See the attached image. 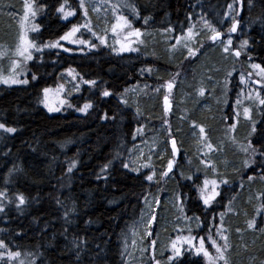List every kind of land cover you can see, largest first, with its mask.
<instances>
[{"label": "trees", "instance_id": "obj_1", "mask_svg": "<svg viewBox=\"0 0 264 264\" xmlns=\"http://www.w3.org/2000/svg\"><path fill=\"white\" fill-rule=\"evenodd\" d=\"M128 1L136 11L132 7V12L124 9L123 13L133 29L152 35L150 45L146 43L137 51L116 54L106 45L95 49L66 45L68 51L43 47L59 40L73 25L80 24L82 8L79 0H67L65 10L74 9L76 15L65 19L57 11L64 0H32L38 9L39 29L31 33V38L42 51L34 50L33 59L27 63V84H0V123L16 129L14 133L0 129V191L6 194V201L1 198L4 211L0 212V240L11 251L34 257L36 264H128L126 247L131 242L133 229L145 210L147 196L157 194L158 187L173 198L179 197L187 216L199 217L201 228L196 234L204 236L231 203L236 210L231 221L241 222L246 208L244 196L239 195L245 193L248 183L251 189H259L264 194V157L257 154L256 163L246 168L242 163L244 158L239 159L227 148L226 156L241 162V167L226 177L228 183H222L216 199L204 205L199 193L204 177L197 163L199 157L192 156L184 144L188 141L186 134L190 125L195 127L209 115L215 116V120L205 121L204 128L207 138L212 140L214 130L228 125L230 119L225 118L233 105L241 109L250 105L241 103L240 107L236 101L245 89L240 74L248 77L252 72L251 64L264 67V0H252L251 7L248 0H243L242 8L237 3L231 11L228 5L233 4V0ZM23 4L24 0H0L1 35L15 31L8 13L17 12ZM237 11L236 19L240 23L235 33H229L232 19L228 20L225 13L233 16ZM205 21L222 33L218 40L209 39L212 32ZM189 28L196 33L192 47L195 55L188 53L181 58L166 59L164 46L186 35ZM229 35L234 40L230 51L225 53L223 49ZM244 40L248 45L241 49ZM149 46L152 49L148 50ZM237 49L241 51L239 57L234 55ZM145 66H154L158 71V76L145 75V80L154 85L143 82L138 74ZM70 68L79 79L94 80L96 84L83 83L77 94H71L69 100L73 108L50 113L41 102L43 90L63 84L64 74ZM33 75L36 79H32ZM173 75L179 79L181 91L184 89L192 98L180 109L170 107L166 112L165 90L156 91L155 84ZM197 77L206 81L207 87H203L201 96L208 98L213 107L212 112L200 114L199 119L191 105L197 101L196 92H199L192 82ZM140 82L143 84L139 88L144 93L136 111L126 105L128 101H124L123 96L129 87ZM262 86L256 90L264 98V82ZM104 90L111 95L102 96ZM172 98L173 104L177 103L174 94ZM85 103L93 107L84 114L78 113L76 110ZM253 122L256 132L250 137L252 144L264 152V105L259 104L243 125L241 144L247 142ZM137 128L141 129L138 137L147 143L150 140L153 147V155L148 161L144 159L141 168L129 165L139 140L135 136ZM171 131L182 134V137L177 135L178 154L174 155L168 145L167 153L160 157L163 141ZM217 138L222 140L220 136ZM230 152H234L233 155ZM169 158L177 165L183 164L179 170L182 175L178 176V167L167 176L156 169L167 164ZM187 159L191 161L185 163ZM148 175H154V179L148 181ZM19 194L25 197L24 205L18 204ZM256 222H263L262 218ZM153 232L154 229L152 235ZM254 236L257 243L248 247L246 256L256 257L257 263L264 264V230L260 229ZM0 252L5 253L0 264H13L6 249L0 248ZM183 253L175 262L169 261L170 254L166 252L145 256L135 264H206L201 256Z\"/></svg>", "mask_w": 264, "mask_h": 264}, {"label": "rangeland", "instance_id": "obj_2", "mask_svg": "<svg viewBox=\"0 0 264 264\" xmlns=\"http://www.w3.org/2000/svg\"><path fill=\"white\" fill-rule=\"evenodd\" d=\"M11 2L12 0H6ZM125 5H130L129 7H125ZM7 6V5H6ZM35 9V7H34ZM85 9L89 12V15L87 13V16L84 15ZM127 9L128 11L132 12V6L129 3L128 0H84V8H82V16L83 19L78 25H84L88 24L89 28H81L80 32H78L72 39L74 40H85L88 41V43L80 44V43H72L71 41L66 40H59L62 47H52L57 48L60 50L68 49V46L66 45H72V46H80V48H86V49H95V47H98L99 45H106L110 47L116 54H121L125 52L130 51H120L121 44H128L129 40L131 41V47L138 49L140 45H143L147 43V45H150L149 38L152 36L149 32L145 33V35H141L139 38L132 37L129 39H125L128 36V32L131 31V29H117L115 33L112 31L113 25L117 23V18L119 16H124L123 10ZM7 11V9H5ZM8 12V11H7ZM9 16L12 18V23L15 25V31L11 35H1L0 34V75L4 76L5 78L9 77L12 74V62L14 60H18L19 58L15 55L16 53V46L19 40V36L23 29L21 28V21L24 15V8L22 7L17 8V12L14 10L11 11V13H8ZM232 15H228V20H231ZM38 18L37 14L34 18H31L28 20L27 23L24 24V28H31L32 25L36 24V19ZM32 31L28 32V39L32 40L31 38ZM95 33V35H93ZM145 38L147 39H144ZM158 36V35H157ZM100 37H103L105 39V43L100 42ZM168 39V37H165ZM171 39V38H170ZM228 39V38H227ZM226 39V42H227ZM232 41L234 40L233 37H231ZM146 40V41H145ZM196 33L192 31V36L188 37V32L183 37L179 38L178 40L171 42L170 45L164 46V54L165 58L168 60H172L175 57H183L184 55H187L189 53V49H192L193 45L196 43ZM58 41V40H56ZM49 42L50 43H54ZM119 41V43H117ZM95 45V47H92L91 45ZM142 48V46H141ZM152 49L150 46L148 48ZM34 49L32 50L33 54ZM68 51V50H67ZM194 51V50H193ZM233 49L231 50V52ZM29 61H26L23 65V70L20 71L19 75L16 76L17 79H27L29 81V68L27 67V63ZM252 65V64H251ZM250 65V66H251ZM252 68V67H251ZM72 71V74L69 75V69L64 74V83L60 84L63 85V91L59 92L57 95V87L55 88H48L50 89L49 98L51 103L55 107H59L60 111L58 112H65L67 108H73L72 103L69 100V97L72 96L71 94H77L79 92V88L83 85V81L81 78H78V75L74 71L73 68H70ZM147 69H152V71H147ZM258 69L252 68V76L251 77H245V81L242 83L244 89V92L241 93L239 100L242 104H250L249 106L246 105L245 108H249L251 110L250 115L252 114V111L254 112L256 107L259 105L258 100L255 98L257 88H263V82L262 77L260 75H257ZM139 76L143 78V82H146L148 85L153 84L151 81L145 80V75H156L158 76V71L154 66H145L141 69H139ZM175 75L169 78V80L164 82H159L157 85L155 84L157 89H164L165 94L163 96V103L165 95L169 98L170 107L177 108L176 110L180 109L181 106L184 104V102H187L186 100H191L192 97L188 96L187 93L184 92V89L181 91L179 86V79L174 78ZM261 80L262 82L260 84L255 83V81ZM168 81L173 82V88L171 92L166 87V84ZM175 81V82H174ZM201 81V82H200ZM143 82L138 83L137 85H132L131 87L126 90V93L123 96L124 101H128L126 103L129 107H134L136 109L137 106H139L140 100H141V94L144 93L142 89L139 88V85L143 84ZM193 84L201 89L203 87H207L206 81L200 80L199 77L192 80ZM3 84V83H0ZM59 85V86H60ZM154 85V84H153ZM161 85H165V87H161ZM179 88V89H178ZM242 89V88H241ZM69 94V95H68ZM176 96L177 103L173 104V96ZM251 94V99L249 98V95ZM197 100L196 102H193L191 104L195 108L196 112V119H199V115L204 113L209 114L211 109H213L211 105V101L206 99H203L202 96L199 94V92H196ZM200 98V99H198ZM206 98V97H204ZM211 98V97H210ZM64 100L66 103L63 105L58 103V100ZM241 103L239 104L241 107ZM44 104V103H43ZM173 104V105H172ZM45 106V105H44ZM47 109V107H45ZM48 110V109H47ZM138 110V109H136ZM244 108L241 109L239 107H236L233 105L229 111L228 118V125L226 127L220 126L218 131L214 130L215 133L212 137V140L207 138V133L205 132L202 136L200 133V126L207 125L205 122L206 120H215V116L211 117L209 115L208 119H203V125L199 124L194 127V125H190L188 127L187 137L188 141H185V145L188 148V152L192 156H198L199 160L197 161L198 166L201 169V172L204 174V177H202V182L200 184L199 190L201 187H203V181L205 179H216L218 181V188L217 192L219 193V188L222 185V183H219L221 180H225L226 177H229V175H232V173L236 172L241 167V162H235L232 161L231 158H228L226 156V152H224L227 148V151H234L239 159L244 158L246 159V154L243 153L240 150L239 145L240 139H243V125L247 123L250 119L246 118L244 116ZM78 113L84 114L85 112H80L76 110ZM50 113H57V112H50ZM235 123L236 129L231 130L230 125ZM161 125H165L161 123ZM181 127V124H178V127ZM141 132L140 128L136 129V137L139 139L137 142V145L135 146L131 160L129 165L133 168H141L143 166V161L149 160L151 158V155H153L152 152V142L149 140L148 144L147 142L142 141V138L138 137V133ZM238 133V134H237ZM179 133L171 131L169 135L165 138L163 141V149L161 151L160 157L167 153L166 149L168 145H171V141L174 139L176 141L177 148L179 149V142L177 140V135ZM179 136L182 137V134ZM220 136L222 140L224 141L223 145L220 144V141L217 137ZM235 137V141L232 139ZM150 138V136H149ZM233 143V147H230ZM208 144H211V149L208 148ZM236 145V146H235ZM172 147V145H171ZM224 150H223V148ZM166 148V149H165ZM187 150V149H186ZM234 152H230V154L233 155ZM178 154V153H177ZM228 154V153H227ZM169 155V154H168ZM172 160L171 158L168 159ZM167 164H162L160 166H157L156 169L159 170L160 173H163L162 169L165 167L167 168ZM191 160L187 159L185 163H189ZM183 164L177 165L175 161L173 160V169H176L177 167V174L178 176L182 175L179 173L180 166ZM167 170V169H166ZM258 181V180H257ZM261 182V181H260ZM253 184H260V183H253ZM209 190H211V186H209ZM244 190V189H243ZM264 190V188H263ZM245 193L240 194L239 197L244 196L245 200V210H243L241 222H234L231 221L232 214L236 213L234 204L231 203L227 205L226 210L223 214L218 215V222L214 225H212V230L210 232L206 233V236L204 235H197L196 231L200 230L201 223L199 220L196 219V217H189L185 214L184 208L181 205L180 198L176 197L173 198L168 193H165L158 187L157 194H150L146 198V207L142 214V217L140 221L137 222L135 228L132 232V239L131 242H129L128 247H126L127 250V257H128V264H135L136 260H142L145 256H151L154 257L155 254H161L168 252L170 256L172 255V249H171V242L175 240L178 236H192L195 237L193 240V244H195L197 247H199V238L204 237L205 238V248L208 250V252L211 254V257L213 258L211 261L208 257H205L202 253L198 256H201L205 259L206 264H224L223 260L218 259V254L216 252V249L212 246L211 240L208 239L209 236L212 237V239L216 240L217 244L221 246L223 249L224 256L228 262V264H241V260H243V263L247 264H259L257 263L256 257H250L246 256L248 255V247L254 246L257 243V238L254 236V234H258V231L260 232V229L264 230V194L260 192L259 189L253 190L250 187V183H248L245 187ZM200 193V191H199ZM6 195V194H5ZM3 201H6L5 197H0ZM158 201V202H157ZM161 205V206H160ZM259 210V211H258ZM235 216V215H234ZM154 217V218H153ZM259 218H262L263 222H256V220H259ZM216 219V218H215ZM255 220V227L249 228L248 222ZM199 225V226H198ZM154 229L153 235L152 231ZM239 229V231H237ZM190 230V231H189ZM150 233V235H149ZM222 236L227 237V241L225 242L224 239H222ZM149 238H151V241H149ZM155 242V243H153ZM225 243L227 244V247H225ZM179 244V242H178ZM182 251L185 252H191L196 255L194 248H189L187 244H184ZM244 253V254H243ZM243 254V255H242ZM242 256H246L245 258ZM235 259V260H234ZM36 259L32 256H26L25 254H21L19 258L11 259V262L13 264H21V261H24V264H28L29 261ZM157 261V260H156Z\"/></svg>", "mask_w": 264, "mask_h": 264}, {"label": "snow or ice", "instance_id": "obj_3", "mask_svg": "<svg viewBox=\"0 0 264 264\" xmlns=\"http://www.w3.org/2000/svg\"><path fill=\"white\" fill-rule=\"evenodd\" d=\"M239 4L240 7H243V0H233V4H229L228 8L231 11L234 7L235 4ZM249 3V7L252 6V0H248ZM67 5V0H64V3L60 4V6L57 8V11L59 13L63 14V17L65 19H67L68 17H72L74 15H76V11L73 10H65V7ZM79 6L80 8H84V0H79ZM130 5H125V7H129ZM133 7V11L135 12L136 9L134 6ZM23 8H24V15L21 21V28L23 29V31L21 32L20 36H19V40L16 46V53L15 55L19 58L18 60H14L12 62V74L5 78L4 76L0 75V83L6 84V85H13V84H27L29 81L27 79H17L16 76L19 75L20 71L23 70V65L26 61H31L33 59V54H32V50L34 49L36 52H41L42 51V47L38 46L35 42H33L32 40L28 39V32L32 31V32H36L39 29V25H32L31 28H24V24L28 22V20L31 18H34L37 14L38 9H34V5L32 0H24V4H23ZM84 15L87 16V10L85 9ZM229 15V13H225V16L227 17ZM239 15V11H237L235 13V15H233L231 17L232 19V23H231V27L228 29L229 33H235L237 31V27L240 23V21L238 19H236V16ZM145 23H147V18H145ZM205 25L210 29V31L212 32V35L209 37V39H211L212 41H216L218 40L221 36L222 33L220 31H218L215 27H212V25L208 24L207 21L204 22ZM81 28H85L88 29L89 25L88 24H84V25H73L72 28L70 29V31H68L67 33H65L63 36H61L59 38V40H66V41H71L72 43H80V44H85L88 43V41L85 40H74L72 39L78 32H80ZM131 29L132 25L131 22L127 19V17L124 16H119L117 18V23L115 25H113L112 27V31L113 33H115L117 31V29ZM93 35H95V33H93ZM142 35L140 29H132L131 31L128 32V36L125 39H129L132 37H136L139 38ZM192 36V29L189 28L188 29V37L190 38ZM100 42L103 44L105 43V39L103 37H100ZM56 41L54 43H50V44H45L43 45V47H62V45L60 44V42ZM117 43H119V41H117ZM233 41L231 39V36L229 35V38L227 39V42L224 46L223 51L225 53H228L230 51V46L232 45ZM248 45V41L244 40L241 42L240 48H246ZM92 47H95V45H91ZM66 51L68 49H65ZM120 51H137L136 48L131 47V41L129 40L128 44H121L120 46ZM195 52L192 49H189V56H194ZM234 55L236 57H239L241 55V51L239 49L234 51ZM251 67L253 69H258V73L257 75H260L262 77V79H264V67H262L259 64H252ZM69 71V75L72 74L71 69L68 70ZM147 71H152V69H147ZM231 72L228 73L229 76H231ZM253 74L251 72L248 73V76L251 77ZM32 79H36L35 75H33ZM240 80L243 83L245 81V75L243 73L240 74ZM262 81L261 80H257L255 81V83L260 84ZM83 83L85 84H90V85H95L96 81L94 80H86L83 81ZM147 87V86H146ZM161 87H165V85H161ZM167 89L169 90V92H171L172 88H173V82L172 81H168L166 84ZM50 89L45 88L43 90L44 93V98L41 101L42 103H44L45 107H47L49 112H58L60 111L59 107H55L49 98V93H50ZM63 91V85L58 86L57 88V95L59 94V92ZM157 91H159V89H157ZM199 94L200 95H204V89L201 88L199 89ZM111 93L108 90H104L102 92V96L104 97H108L110 96ZM249 98L251 99V94L249 95ZM255 98L258 100L260 105H264V98H261L260 96V92H256V96ZM164 102H165V111L167 112L170 109V103H169V98L167 95H165L164 97ZM58 103L63 105L64 103H66V101L60 99L58 100ZM237 105H239L241 103V101L239 100V98L236 101ZM93 105L91 103H85L83 105V107L78 108L77 110L80 112H87L90 108H92ZM244 116L248 119H251V115L250 112L251 110L249 108H244ZM105 119H107V113H105L104 116ZM227 119V117L225 118ZM165 123H167V121H165ZM0 129H3L5 132L8 133H14L16 131L15 128H11V127H6L3 123H0ZM230 129L231 130H235L236 129V124L233 123L230 125ZM201 135L203 136L205 133V129L203 126H200L199 128ZM256 132V125L255 122H253L252 127H251V131L249 133V137L246 138L247 142L240 144V150L246 154V159H244L242 161L243 166L244 167H250L252 164L256 163V156L257 154H259L260 156L264 157V152H261L258 148L254 147L251 141V136L252 134H254ZM235 141V137L232 138ZM171 145H172V152L175 155L178 152L177 149V145H176V141L173 139L171 141ZM209 149H211L212 145L208 144L207 145ZM74 166V165H73ZM147 165H145L146 167ZM107 167V165L105 166ZM124 167L127 168L128 165L124 164ZM173 169V160H169L168 161V165H167V171L163 172L162 175L163 176H167ZM135 171H138V169H134ZM69 171H71V168L69 169ZM189 179H191V177H188ZM146 179L148 181H152L154 179V175H148L146 177ZM253 179V177H249V180ZM219 183H223V184H227L228 181L227 180H221L219 181ZM209 186H211V190H209ZM219 184L218 181L216 179H205L203 181V187L200 188V196L201 199L203 200L204 205H210L217 197V195H219V193L217 192V188H218ZM0 197H5V192L0 191ZM17 200H18V204L19 205H24L26 203L25 197L23 194H19L17 196ZM158 202V201H157ZM4 211V206L2 204V202H0V212ZM259 211V210H258ZM154 218V217H153ZM197 220H199V217H196ZM199 226V225H198ZM248 227L249 228H254L255 227V220L249 221L248 222ZM190 231V230H189ZM239 231V229L237 230ZM150 235V233H149ZM195 239V237L192 236H178L175 240H173L171 242V249H172V255L169 256V261L170 262H175V260L181 256H183V251L182 248L184 246V244H187L189 246V248H194L195 249V253L196 255H200L201 253L205 256L208 257L209 260L211 261L213 258L211 257V254L208 252V250L205 248V238L204 237H200L199 238V247H197L195 244H193V240ZM209 240H211V244L212 246L216 249V252L218 254V259L223 260L224 264H228L224 253H223V249L221 248V246H219L216 242V240L212 239L211 236L208 237ZM222 239L225 240V242L227 241V237L226 236H222ZM179 242V244H178ZM155 243V242H153ZM225 247H227V244L225 243ZM0 248H4L6 249V254L9 258V260L14 259V258H19L21 253L20 252H13L10 249H8V246L5 244V242L3 240H0ZM5 253L4 252H0V259H3ZM21 264H24V261H21ZM28 264H35V260H31L28 262ZM157 264H159V262H157Z\"/></svg>", "mask_w": 264, "mask_h": 264}, {"label": "bare ground", "instance_id": "obj_4", "mask_svg": "<svg viewBox=\"0 0 264 264\" xmlns=\"http://www.w3.org/2000/svg\"><path fill=\"white\" fill-rule=\"evenodd\" d=\"M153 58V57H152ZM49 75V74H48ZM137 111V110H136ZM136 136V135H135Z\"/></svg>", "mask_w": 264, "mask_h": 264}]
</instances>
